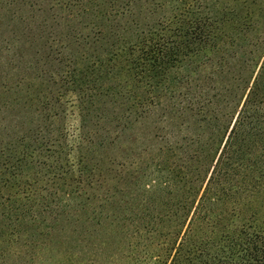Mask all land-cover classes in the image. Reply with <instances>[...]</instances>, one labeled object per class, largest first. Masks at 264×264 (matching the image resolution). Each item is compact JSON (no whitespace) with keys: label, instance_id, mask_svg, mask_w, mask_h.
Listing matches in <instances>:
<instances>
[{"label":"trees","instance_id":"obj_1","mask_svg":"<svg viewBox=\"0 0 264 264\" xmlns=\"http://www.w3.org/2000/svg\"><path fill=\"white\" fill-rule=\"evenodd\" d=\"M217 1L178 0L149 46L136 35L104 59L93 50L79 62L57 40L26 34L41 55L18 53L0 72V264H264L263 222L222 233L216 252L215 243L192 248L194 227L229 222L235 195L264 189V9ZM95 2L56 4L89 24ZM56 38L90 49L111 35ZM3 43L0 65L15 52ZM122 60L148 90L119 93L128 100L122 116L101 122L97 98L118 95L110 83L119 74L105 86L94 71ZM69 107L80 119L72 128Z\"/></svg>","mask_w":264,"mask_h":264},{"label":"rangeland","instance_id":"obj_2","mask_svg":"<svg viewBox=\"0 0 264 264\" xmlns=\"http://www.w3.org/2000/svg\"><path fill=\"white\" fill-rule=\"evenodd\" d=\"M59 1L63 2V0ZM74 1L75 0H72L73 4ZM126 1L127 0H96L94 8H91L95 13H97L96 17L93 19L96 20V23L86 24V16H83V20L81 19V16H75L74 20L67 19L66 17L68 13L56 4L57 0H0V47L2 46L3 48V44H5L3 41L9 40L11 42L13 52L15 51L13 54L10 53L6 55L7 58L5 56L1 60L0 72H4L5 74L8 72V60L20 58L21 55H18V53L24 54L23 58H26L27 60L36 56L35 54L39 50H37V47L34 46L35 43L32 44L31 40L29 42L27 36L30 33L36 34L37 38L40 36L39 43L44 44L45 41L49 43L53 42V39L57 40V43H59V45L62 47L63 55L66 56L68 51L72 50V54L75 53L76 57H78L77 61L79 62H82L84 60L83 58L90 55L93 50H95L93 53L94 56L96 55L104 59V50L110 48V46H114L116 49L123 48L124 45H121V40H124V42H129L136 35H138L140 38H144L142 42H147L145 45H150V30L153 28L154 30L159 29L158 22L162 20L163 16H170V14H172L174 9L178 6V0H130L131 4L129 6L126 5ZM214 1L215 0H206V2L210 3V5L216 3ZM254 1L256 0H252V2L248 4L252 11L259 8L264 9V0H258L257 2ZM8 2H10L11 7L9 8L8 6L7 8H4L8 5ZM165 2H167L166 10L162 9L161 4ZM225 3L228 4L229 7L236 5L233 0H225ZM217 4L222 8V0H218ZM1 5H4V7ZM210 5H208V9H210ZM9 10H11L12 14H14V19H12V21L7 20V16L4 14V11L7 12ZM75 12H77V8H73L72 5V12L69 13L74 14ZM115 12L118 13L114 14ZM202 12H205V10ZM105 14L106 16H104ZM102 21L105 27L100 29H102L107 35H111L110 42L107 46H105L106 41H101L99 43L97 41L93 48L88 49L89 47H84L83 44L85 42H83V39L74 38L68 41L66 40L64 41L65 43L63 45L61 42H59L58 38H56V36L60 34L64 35L73 31L80 32L83 34V36H93L94 33L99 32L100 29L97 26ZM117 22L122 23L119 25L121 26V29L117 27L118 25H115ZM122 29L123 31H121ZM118 32L119 34L120 32L123 33V39L122 37L120 40L117 39ZM156 33L158 36L162 34L161 31H157ZM158 38H155L157 42L159 40ZM80 44L82 45L80 46ZM45 51L48 52L46 49ZM40 55L41 53L38 52L37 56ZM126 63L127 62H124V60L120 61L119 63L113 62L111 63L113 66L110 68V70L108 66H105L99 71H94L92 79L97 80L98 75L105 76L104 80H108L105 86L109 85V80L114 78L116 73L119 74V79H115L110 83L111 85H117H115V92L118 95L114 96L113 99L107 100L110 103H103L104 101L102 99L99 100V98H97L99 104H96V106L98 110H104L103 116L97 115L99 118H102L101 122H104V120L112 122L113 120H116L118 117L122 116L118 114V109L125 108L128 100H126V97L121 98L119 93L126 95V93L129 91L132 92L141 90L140 92H143V90H148L146 87L147 79H145L146 81L143 79L142 82L139 81L141 79L138 78V80L133 79V81L128 79L126 76L127 70H125L128 68ZM83 64L84 62L79 66L82 67ZM53 70H55V67L50 69V71ZM61 70H63V68ZM210 71H212V69H210ZM174 75L175 71L173 70L169 76L172 78V76L175 77ZM97 81L96 86L102 85L101 82L97 83ZM137 82H140L141 84H137ZM103 91L104 88H101L100 90L95 89L93 93L94 95H97V92ZM68 114V124L71 125V128L77 126L80 119L76 110L73 107H69ZM97 114L100 113L98 112ZM141 134L142 132H140L138 135ZM162 135L167 136V133L162 131ZM114 136L115 134H113V137ZM230 189L232 190V187ZM227 207L229 209V217H231L229 222H224L223 225H213L210 223L209 225L203 226L202 229H196L194 227L195 238L192 248H198L203 242H207L208 244L215 243L216 247H211V249L212 251L216 252L222 249V244L220 242V236L222 233L228 232L234 227H241L246 223H264V189L260 193L254 192L253 189L240 191L233 197ZM215 216L217 217L219 214H216ZM212 221L215 222L214 218H212ZM141 251L142 250L140 249V252L136 254L137 258L142 257L143 252ZM121 262L126 264L127 260ZM121 262L119 261L118 263L121 264Z\"/></svg>","mask_w":264,"mask_h":264}]
</instances>
